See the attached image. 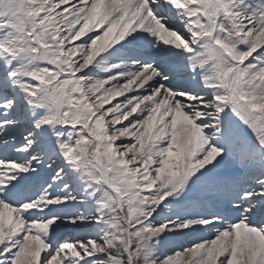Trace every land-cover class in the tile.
I'll use <instances>...</instances> for the list:
<instances>
[{
  "label": "snow or ice",
  "instance_id": "1",
  "mask_svg": "<svg viewBox=\"0 0 264 264\" xmlns=\"http://www.w3.org/2000/svg\"><path fill=\"white\" fill-rule=\"evenodd\" d=\"M0 264H264V0H0Z\"/></svg>",
  "mask_w": 264,
  "mask_h": 264
}]
</instances>
